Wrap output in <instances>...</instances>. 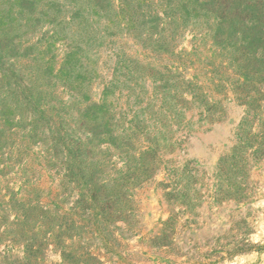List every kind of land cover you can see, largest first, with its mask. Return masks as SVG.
I'll list each match as a JSON object with an SVG mask.
<instances>
[{"label": "rangeland", "instance_id": "obj_1", "mask_svg": "<svg viewBox=\"0 0 264 264\" xmlns=\"http://www.w3.org/2000/svg\"><path fill=\"white\" fill-rule=\"evenodd\" d=\"M0 264H264V0H0Z\"/></svg>", "mask_w": 264, "mask_h": 264}]
</instances>
